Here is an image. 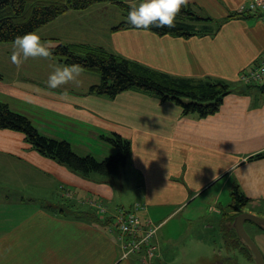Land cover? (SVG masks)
<instances>
[{"label": "crops", "instance_id": "crops-1", "mask_svg": "<svg viewBox=\"0 0 264 264\" xmlns=\"http://www.w3.org/2000/svg\"><path fill=\"white\" fill-rule=\"evenodd\" d=\"M247 1L187 0L195 12L209 15L212 22L206 24L216 28L190 38L159 37L136 29L113 31V26L123 19L109 18L101 5L83 11V19L78 16L81 13L70 11L45 27L55 26L56 33L44 34L43 28L38 35L50 39L47 45H55L62 40L61 36L89 30L90 33L69 41L104 47L173 76L211 78L241 87L240 74L264 53V23L234 18ZM135 2L141 0H129V3ZM100 16L105 17L104 22H97ZM6 46L15 48L13 44ZM44 68L35 67V76L39 77ZM89 75L90 79L95 77ZM93 80L88 88L98 84L99 77L96 82ZM18 84L56 100L69 95L74 98L67 101L73 109L93 113L116 125L118 132L112 133L120 134L131 143L127 165L114 176V180L122 179L116 188L131 197L130 207L135 203L143 206V219L166 224L183 211L182 224L189 231L191 224L197 228L190 234L195 233L201 239L204 235H216L221 238L222 250L228 253L241 246L232 245L235 233L232 218L236 213L230 206L232 199L224 201L226 208L219 205L224 193L238 186L249 198L247 212L264 217V91L261 84L232 92L217 114L202 119L185 115L174 103L142 92L127 91L114 99L90 96L82 105L79 93L55 90L57 94L51 90L47 94L39 84ZM82 98L88 96L82 95ZM92 103L97 105L90 106ZM102 179L80 178L82 190L75 186L76 189L66 191H41L43 197L58 196L60 204L57 205L42 204L26 193L18 192L20 197L11 198L14 190L0 189V201L5 203L0 202V264H141L136 255L121 259L117 236L107 232L106 224L98 220L94 211L91 215L77 214L87 209L79 206L87 195L99 194L110 185L101 182ZM89 190L97 191L90 194ZM109 198L104 196L107 201ZM7 202L8 214L5 213ZM11 202L19 203L17 209ZM120 205L125 206L115 207ZM158 233L153 264H169L165 259L171 252L170 239Z\"/></svg>", "mask_w": 264, "mask_h": 264}, {"label": "rangeland", "instance_id": "rangeland-1", "mask_svg": "<svg viewBox=\"0 0 264 264\" xmlns=\"http://www.w3.org/2000/svg\"><path fill=\"white\" fill-rule=\"evenodd\" d=\"M124 1L129 2V0ZM140 3L135 2L131 4L139 6ZM99 5L104 7V13L109 18L119 19V17H122L124 20V12L119 8V5L117 6L112 2H104L94 6ZM75 12L81 13L78 14V16L83 19V11L78 10ZM196 12L201 14V16H207V18H210L209 15H206V13H202L199 10H196ZM98 18L99 19L97 22L105 21L104 16H100ZM87 22L90 23L92 21L87 19ZM54 29L55 26H49V28H45L43 30V33L52 36L53 33L57 32ZM96 31L99 32V29L96 28ZM209 31L211 30L209 29ZM101 32H103V30H101ZM83 33L88 34L90 32L89 30H77L70 36H61L60 38H62L63 42H67L69 40H76L77 38L81 37ZM41 40L46 42L45 46L47 48L50 46L47 45V42L50 43V39L46 40L41 38ZM63 42L56 41V45ZM6 45L10 44H8V42L0 43V74L3 76V79L0 80V102H6L10 104V107L13 111L27 116L43 134L56 139L68 140L73 145L76 153L80 155L93 154L92 156H95L97 159H105L108 156L116 154V147L112 145L110 141L100 139L101 135H98L100 132H102L103 134L112 136V132H118L115 124L111 123L110 121H106L93 113L90 115L84 110L73 109L70 104H68V102L69 99L74 98L68 97L69 95L60 96L59 98L61 100H56L55 98L46 94L38 95L30 92L29 90H25L18 84V82L22 84H39L45 89L46 92H48L47 94H51L49 93L51 90L54 93H57L55 90H59L60 92H73L68 94L79 93L81 98L80 103L83 105V100L86 99V101H89L90 96H96L94 94H89L91 87L88 88V86L90 85L91 80L94 79L93 82L98 80V77H100L99 74L92 73V75L95 77L90 79V75L87 74L86 71H81V73H79L77 76L83 78V80L76 76L73 80L60 85L58 88L52 89L48 85V78L55 68L59 66V64L58 60L54 59L51 53L47 57L37 56L23 58L21 52L20 63L17 64L11 59V53L15 48H8ZM43 66L45 67L44 70H41L39 77H36L35 67L40 68ZM30 67H32L31 70ZM17 77H19L18 80H16ZM84 79L89 80V82L85 81ZM98 83H100V78ZM230 85L233 89L232 92H238L239 87H237V84L234 85L230 83ZM30 86L36 88V86ZM82 95L88 96V98H82ZM89 105L96 106L97 104L92 103ZM87 111H89L88 108ZM40 159L47 161V163H42ZM123 169L124 168L122 166L119 172L121 173ZM80 175L81 174L79 172L73 171L67 165L60 164L57 161L40 154L31 144H29L23 133L0 128V189L14 190L13 192L15 194H11V198L20 197L17 196L18 192L20 195L26 193L28 197L37 199L42 204L54 205L57 203L59 197H54L55 195H52V197H43L41 191H63L65 189H76L75 186H77V189L82 190L83 186L80 184V178L83 179L84 177ZM115 175L110 176L111 184L107 186L105 191L102 190L101 193L98 192L99 194L94 195L101 199L105 204H107L106 202H109L110 206H112V208L103 206V208L106 209L104 212H102V206L96 202V211L103 214L112 212L117 214L118 212L115 207L117 204L125 205L124 208L126 209L130 208L131 197H128L127 194H123L125 192L121 193L119 188H116L119 183H122V179L120 178L114 180ZM63 186L65 188H63ZM96 191L97 190L94 192ZM227 191L224 193V196L219 204L224 208L227 207L224 201L227 202L232 199L231 195L233 189ZM94 192L89 190L90 194H94ZM36 193H39L41 197L34 196ZM53 193L54 192H52V194ZM104 196L110 197L108 201L104 199ZM1 204L5 203L1 202ZM8 204L9 203L7 202L5 206L7 208L5 212L6 214L9 213ZM11 204L14 209H17V205L19 203L11 202ZM247 206L242 209L241 213H250L247 212ZM2 208L1 210L4 209ZM67 209L68 208H65V210ZM183 215L184 212L182 211L177 217H173L170 222L168 221L166 224L161 223L160 227L156 228L158 231H156L154 236L155 244L159 235L158 232H160L161 235L163 234L165 238L170 239L171 252L165 259L169 264H255L253 259H251L242 249L231 250L228 253L224 252L222 250V245L220 244L221 238L219 237L218 239L216 235L210 237H205L204 235V239H201L196 238L195 233L194 236L190 234L191 231L195 232L197 228L191 224V227L189 226V231V228L184 226L180 220ZM233 215L238 216V212L234 213ZM139 216L143 221H150L152 223L151 220H145L142 218L141 211ZM230 219L231 218L228 220ZM245 227L250 236L253 238V241L260 248L264 257V230L249 221L246 222ZM156 256L157 249L154 248L153 254L151 256L152 260L149 261V264L153 262ZM227 256H231L232 259L226 258Z\"/></svg>", "mask_w": 264, "mask_h": 264}, {"label": "trees", "instance_id": "trees-1", "mask_svg": "<svg viewBox=\"0 0 264 264\" xmlns=\"http://www.w3.org/2000/svg\"><path fill=\"white\" fill-rule=\"evenodd\" d=\"M104 2L119 5L126 18L124 22L114 27L113 31L136 29L150 31L159 37L190 38L198 33L216 30L212 25L206 24L212 19L201 16L187 3L181 6L172 26L161 27L153 24L144 28L133 26L127 20L128 11L135 6L124 0H0V43L8 42L14 45L17 36L37 32L70 11H84ZM253 16H258V13H251L250 16L242 15L246 18H253ZM49 49L59 65L74 64L89 74H99L100 83L92 85L89 94L109 99H114L127 91L142 92L163 102L174 103L185 115L202 119L217 114L233 91L231 85L223 80L211 78L197 80L173 76L119 56L104 47L88 43L67 41ZM2 79L3 76L0 74V80ZM261 87L264 91V84ZM0 128L23 133L29 144L40 154L67 165L84 178L96 176L103 178L101 182L108 184H111L110 176L120 173V168L127 165L131 156L130 141L117 133L112 136L105 134L100 136V139L110 141L116 147V154L105 159H97L92 154L80 155L76 153L68 140L43 134L31 119L13 111L10 104L6 102H0ZM87 196L85 201L79 203L81 208H87L85 211L77 212L79 216L96 212L95 203L99 198L93 195ZM248 203L249 198L236 186L232 191L231 208L240 213ZM69 207L72 206L69 205ZM78 209L79 207L76 211ZM111 222L112 219L108 217V224ZM232 242L234 246L242 245L235 234ZM242 250L252 259L246 247H242Z\"/></svg>", "mask_w": 264, "mask_h": 264}, {"label": "clouds", "instance_id": "clouds-1", "mask_svg": "<svg viewBox=\"0 0 264 264\" xmlns=\"http://www.w3.org/2000/svg\"><path fill=\"white\" fill-rule=\"evenodd\" d=\"M187 0H141L138 7H133L128 11L127 20L136 27H148L150 25L172 26L177 13L182 5H186ZM44 41L36 32L17 36L14 41L15 49L11 53L14 63H20L21 52L23 58L47 57L50 49L45 46ZM80 72L78 65L63 64L55 68L48 78V85L55 89L60 85L73 80Z\"/></svg>", "mask_w": 264, "mask_h": 264}, {"label": "built area", "instance_id": "built-area-1", "mask_svg": "<svg viewBox=\"0 0 264 264\" xmlns=\"http://www.w3.org/2000/svg\"><path fill=\"white\" fill-rule=\"evenodd\" d=\"M250 9L253 11L259 9L264 12V0H252ZM262 75H264V62L256 71L249 76H245L244 79L248 82L250 79H260ZM141 209H143V206L137 204L132 212L119 211L114 218L110 232L117 231L119 233L118 238L122 241V247L125 251L124 256L138 253L143 257L144 263L149 264L155 248L153 238L157 229L150 221L141 219L139 216ZM101 211L104 212L105 208L102 207Z\"/></svg>", "mask_w": 264, "mask_h": 264}, {"label": "water", "instance_id": "water-1", "mask_svg": "<svg viewBox=\"0 0 264 264\" xmlns=\"http://www.w3.org/2000/svg\"><path fill=\"white\" fill-rule=\"evenodd\" d=\"M242 90H245V87H242ZM247 221L254 223L262 230H264V218L258 215H254L252 213H240L234 219L233 223V228L236 231L237 238L249 250L255 264H264V257L260 248L253 241L252 237L245 228V223Z\"/></svg>", "mask_w": 264, "mask_h": 264}]
</instances>
